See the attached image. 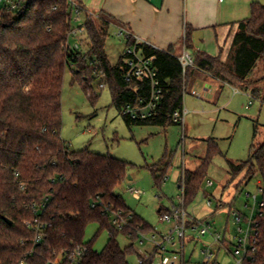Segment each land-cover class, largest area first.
Returning a JSON list of instances; mask_svg holds the SVG:
<instances>
[{
	"label": "trees",
	"instance_id": "16d2710c",
	"mask_svg": "<svg viewBox=\"0 0 264 264\" xmlns=\"http://www.w3.org/2000/svg\"><path fill=\"white\" fill-rule=\"evenodd\" d=\"M72 10L69 0H22L16 10L0 6V264H48L61 252L80 245L88 249L83 264H130V256L136 254L134 243L123 248L118 240L120 232L136 241L140 234L154 230L116 191L135 165L88 147L73 151L61 136L62 88L68 66L73 68V80L89 90L88 80L96 78L91 62L100 61L107 75L104 82L110 85L113 104L121 113L126 104L137 105L151 97L150 81L125 79L123 54L116 64L110 62L106 40L111 24L115 23L110 15L85 13L86 53L69 46ZM190 42L188 29V48ZM126 43L132 45L134 41L127 39ZM142 48L145 54L155 57L163 92L152 116L131 119L122 114L129 126L177 123L173 114L183 110L187 86L200 72L233 86L242 84L237 87L264 100L254 86L264 81L263 3L254 2L250 17L237 23L225 60L222 52L216 56L197 52L194 66L184 72L173 49L151 45ZM259 62L262 78L251 80ZM257 134L255 125L254 137ZM206 143V155L199 166L194 170L183 168L179 178L185 208L202 191L209 169L219 156L226 159L229 183L242 176L245 187L259 176L264 201V141L253 143L249 157L239 162L226 158L218 140L209 138ZM169 167L166 161L149 167L159 187L166 180ZM243 187L237 185L235 199ZM35 203L42 209L39 215L45 224L41 242H35V231L26 224L36 215ZM111 210L122 212L126 221L122 228L114 224ZM91 223L109 231L102 251L84 241ZM259 223L256 250L245 259V264H264V208Z\"/></svg>",
	"mask_w": 264,
	"mask_h": 264
},
{
	"label": "rangeland",
	"instance_id": "374dc122",
	"mask_svg": "<svg viewBox=\"0 0 264 264\" xmlns=\"http://www.w3.org/2000/svg\"><path fill=\"white\" fill-rule=\"evenodd\" d=\"M260 2L264 4V1ZM124 48V41L111 33L110 29L106 50L112 63L119 61L121 50ZM181 48L176 50L178 56L184 52ZM262 75V62H259L250 79L258 80ZM73 77V68L68 66L62 88V138L73 151L88 147L93 152L110 154L133 163L135 167L128 175L133 179L127 178L116 191L127 205L149 222L156 231L165 232L169 225L161 221L159 209L170 208L172 202L178 206L182 204L178 197L181 194L178 182L182 169L194 170L199 166L206 155L207 139L218 140L226 158L235 162L246 160L252 144L257 145L264 141V101L261 98L252 99L244 91L234 92L228 87L221 88L211 82L210 78L205 81L199 74L195 76L193 82H189L184 95L183 110L187 111L185 126L179 123L168 126H129L121 111L113 104L110 85L107 84L105 88L100 89V80L90 78L88 83L91 84V89L85 90L81 83L73 80ZM241 85L237 86L241 87ZM254 86L258 87L259 95L264 96V81ZM194 90L203 93V96L194 95ZM91 96H94L93 99ZM250 101L253 104H249ZM255 125L258 127L256 137H254ZM162 161L169 162L170 167L166 180L159 187L149 167L154 164L160 165ZM229 177L225 157H216L207 176L214 185L208 186L206 181L194 203L186 208L189 214H194L198 218L212 216L211 214L214 213L212 219L216 223V229L222 233L226 229L227 237L229 234L231 236L234 234V228L229 219L228 208L217 209V198L222 194L223 200L230 201L236 195L237 185L240 184V188L244 186V181H241L242 176L231 183ZM258 179L259 176L254 178L243 187V190L257 192ZM130 184L144 191L141 199L134 197L128 191ZM209 198H212L211 206L208 205ZM259 199H262L260 192ZM243 201L244 197L237 198L236 206L241 210ZM227 205L232 204L226 203L224 206ZM227 224L230 226L226 227ZM154 232L155 230L147 235L151 236ZM187 237H189L185 246L187 264H195L202 260L200 250L211 241V235L198 239L194 231H188ZM190 237L195 239L189 240ZM108 240L109 231L100 230L98 223L87 226L84 241L92 242L94 250L102 251ZM118 240L123 248L134 243L136 254L130 256V264H137L139 249L146 251L153 247L149 243L140 244L139 239L135 241L122 232ZM219 261L222 264L236 263L232 255L224 249L221 250Z\"/></svg>",
	"mask_w": 264,
	"mask_h": 264
},
{
	"label": "built area",
	"instance_id": "2783aa9c",
	"mask_svg": "<svg viewBox=\"0 0 264 264\" xmlns=\"http://www.w3.org/2000/svg\"><path fill=\"white\" fill-rule=\"evenodd\" d=\"M72 5L73 23L69 31V46L75 50L86 53L87 30L83 21V13H86L84 8L76 0H69ZM22 4V0H0V6L8 7L16 10ZM56 8V7H55ZM89 14H93L88 12ZM80 22V24H76ZM118 36L127 39H132V45H126L123 51L124 62V77L127 81H150L151 83V97L148 101H141L137 105L128 103L122 110V114L130 117L131 119H146L153 115V112L159 104L162 96V86L158 78L157 68L155 66V57L145 54L142 45H149L142 41L140 38L135 37L128 29L120 27ZM183 65L184 72L188 67L194 66V58L186 49L183 54L179 56ZM94 65L93 74L96 79L100 80L99 88L103 89L107 85L104 80L106 73L100 66V61L95 60L91 62ZM194 95L199 97L203 93L196 90L193 91ZM250 97L255 98L253 95ZM252 101L249 102L251 104ZM187 111H176L173 114L175 122L185 126ZM207 185L212 186L214 182L211 179L207 180ZM23 187V186H22ZM128 191L134 197L140 199L144 191L133 184H130ZM259 192H263V186H258L257 192L242 191L240 197H244L243 209L237 206H229L228 214L229 219L234 228V234L227 237V230L222 233L216 229V223L212 218L198 219L189 214L184 206V193L178 196L181 200V205H175L171 210L165 211L161 215V220L169 224V228L165 232H154L151 236L147 234H140V244L149 243L153 245L151 250L141 251L138 250L139 258L137 264H187L185 246L188 231H194L197 238H202L211 235V241L202 246L200 254L202 260L195 264H222L220 259L221 250L224 249L230 253L236 260L235 264H245V259L250 256L257 247L258 239L260 236V223L259 216L264 208V201L259 199ZM237 199H233V203ZM222 199H217V209L224 208ZM208 205H212V198L208 199ZM33 208L36 211L34 219L26 221V224L35 231V242H41L44 238L45 224L41 221V207L34 204ZM113 222L115 225L122 228L126 221L121 211H112ZM190 237L189 240H194ZM85 245L76 246L56 255L54 260L50 259L48 264H83V257L87 252ZM19 264H26L21 261Z\"/></svg>",
	"mask_w": 264,
	"mask_h": 264
},
{
	"label": "crops",
	"instance_id": "0c3cea01",
	"mask_svg": "<svg viewBox=\"0 0 264 264\" xmlns=\"http://www.w3.org/2000/svg\"><path fill=\"white\" fill-rule=\"evenodd\" d=\"M78 1L83 5L86 13L91 12L97 15L105 13L113 17L115 23L111 24L110 29L111 33L117 36L119 28L124 27L135 37L140 38L142 41L158 49H173L176 54V50H179L180 47H182L181 49L193 52V54L190 52V54L193 55V58L197 52H206L213 56L222 52V58L225 60L231 48L232 36L236 31L237 23L250 17L251 5L254 2L264 0ZM85 17L86 15L83 13V21H85ZM188 29L191 31L190 48L185 44ZM119 38L124 41L126 48V40L120 36ZM123 51L124 50H121L122 53ZM106 52L109 56V52L107 50ZM122 53L120 55H122ZM199 75L205 81L210 78L211 82L219 85L221 88L228 87L233 89L234 92L244 91L248 96L252 95L250 90L222 82L204 72H200ZM260 184H262V181L259 177L256 181V185L259 186ZM178 188L180 189L179 184ZM234 197L230 201L223 200L221 194V197L217 199H222L225 205L226 203L232 204ZM236 204L237 200L231 206H236ZM175 205V202H172L170 208L161 207L159 211L162 209V212H158L162 215L163 212L171 210ZM229 206H224V208H228ZM224 208L219 210H223ZM213 214L214 213L211 215L213 216ZM192 215L198 218L196 215ZM212 216L204 218H212ZM228 226L230 225L227 224L226 227ZM167 227L169 228V225ZM154 230L155 232H161L156 231L155 228Z\"/></svg>",
	"mask_w": 264,
	"mask_h": 264
},
{
	"label": "water",
	"instance_id": "95a60500",
	"mask_svg": "<svg viewBox=\"0 0 264 264\" xmlns=\"http://www.w3.org/2000/svg\"><path fill=\"white\" fill-rule=\"evenodd\" d=\"M128 179H129V180H132V177H131V176H128ZM5 220L8 221L9 223H12V221L9 220V219H7V218H6Z\"/></svg>",
	"mask_w": 264,
	"mask_h": 264
}]
</instances>
